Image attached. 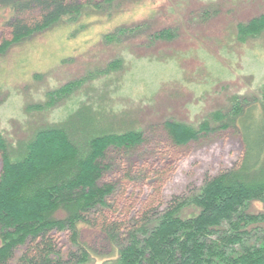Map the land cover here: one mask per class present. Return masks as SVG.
<instances>
[{"label": "rangeland", "instance_id": "rangeland-1", "mask_svg": "<svg viewBox=\"0 0 264 264\" xmlns=\"http://www.w3.org/2000/svg\"><path fill=\"white\" fill-rule=\"evenodd\" d=\"M262 14L264 0H114L0 50V134L11 161L43 128L70 127L82 137L142 134L139 146L111 147L102 161L99 182L115 187L102 212L116 231L108 238L80 223L81 241L92 254L78 264H120L128 242L120 243L132 227L143 246L174 196L182 198L177 217L197 215L192 198L206 180L236 165L239 134L221 127L227 118L216 117H231L234 103L252 104L254 111L264 106V30L243 39L238 27ZM9 16L0 7V46L11 37L5 29ZM163 30L170 37L156 38ZM75 82L80 84L70 93L43 106L48 92ZM203 121L215 129L171 146L166 122L198 128ZM79 134L70 132L73 138ZM263 171L264 166L243 179ZM242 213L253 216L239 223V232L248 233L244 245L261 244L264 196L246 202ZM226 226L211 231L224 236L230 232ZM52 236L64 254L73 249L68 231ZM242 243H230L227 253H240Z\"/></svg>", "mask_w": 264, "mask_h": 264}, {"label": "trees", "instance_id": "trees-1", "mask_svg": "<svg viewBox=\"0 0 264 264\" xmlns=\"http://www.w3.org/2000/svg\"><path fill=\"white\" fill-rule=\"evenodd\" d=\"M113 2L0 0V7L10 13L5 29L11 36L3 41L0 50L66 19L74 20L85 9H100L103 4ZM238 27L241 38L255 36L264 30V14ZM167 36L170 37V32L163 30L156 38ZM78 84L48 92L43 106L54 104ZM262 90L264 105V87ZM253 107L249 104L243 108L234 103L231 117H216L229 120L228 125L221 127L235 128L238 132L241 156L229 171L206 180L200 193L192 198L200 212L187 219L177 217L176 207L182 198L172 197L157 214L161 216L159 223L143 246H138L135 237L139 229L132 227L128 231L120 243L128 242L120 252V264H264V240L261 244L244 245L248 233L239 232L240 222L253 219L242 213L245 203L264 196V171L258 178L243 179L264 166V106L258 105L255 111ZM164 126L174 148L215 129L209 121L201 122L198 128L167 122ZM70 129L49 127L35 131L14 161L9 159L0 134V264H78L92 254L81 241L80 223L97 228L108 238L109 232L116 231V225L102 212L109 206L107 200L115 188L99 182L102 161L111 147L139 146L143 142L142 134L130 131L93 136L91 132L82 137ZM70 132L79 135L73 138ZM223 224L230 231L224 232V236L217 234V229L211 231ZM57 231L70 234L73 249L65 254L52 236ZM230 243H242L245 249L235 255L228 254Z\"/></svg>", "mask_w": 264, "mask_h": 264}]
</instances>
